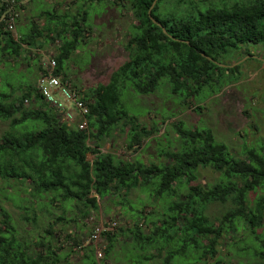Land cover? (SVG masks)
I'll return each instance as SVG.
<instances>
[{
	"label": "trees",
	"instance_id": "obj_1",
	"mask_svg": "<svg viewBox=\"0 0 264 264\" xmlns=\"http://www.w3.org/2000/svg\"><path fill=\"white\" fill-rule=\"evenodd\" d=\"M15 1L18 12L22 0ZM102 1L89 0L88 5ZM161 1L129 0L136 24L131 25L124 46L128 59L111 73L106 85L85 90L71 83L62 63L87 32L88 9L76 2V15L41 11L43 27L30 19L19 27L18 12L12 32L2 18L5 8L0 9V63L25 57L48 40H59L58 54L52 56L54 74L70 84L87 109L86 129L78 127L83 121L80 116L70 124L63 121L37 90L41 65L35 84L25 80L19 96L13 97L12 85L0 74V121H9L11 128L0 138V180L29 182L32 197H46L49 205L59 203L63 212L80 205L84 216L98 211L96 197L103 201L138 188L149 191V199L163 202L147 231L138 223L118 235L102 231L103 258L95 260L90 248L87 264H264V143L244 149L240 159L210 129L171 123L177 146L170 150L167 140L166 151H158L165 163L146 166L100 150L117 130L128 128L129 150L158 132L142 126L128 112L121 101L123 92L148 96L164 80L162 88L166 86L179 101H203L239 82L242 63L260 61L248 52L242 58H249L232 68L228 65L242 58L224 60L243 46L264 44V0H219L217 7L203 11L197 8L203 0H177L179 6L189 3L190 13L165 17L158 14ZM208 168L218 178L203 187L198 174ZM249 192L254 194L252 200ZM211 205L229 207L214 217L209 213ZM29 214L25 213L24 221L36 225L37 215ZM0 216V264H59L64 259L52 245L56 238L52 225L45 230L47 236L33 245L1 206ZM57 221L64 218L59 216ZM223 248L224 257L218 255Z\"/></svg>",
	"mask_w": 264,
	"mask_h": 264
},
{
	"label": "rangeland",
	"instance_id": "obj_2",
	"mask_svg": "<svg viewBox=\"0 0 264 264\" xmlns=\"http://www.w3.org/2000/svg\"><path fill=\"white\" fill-rule=\"evenodd\" d=\"M76 2L78 6L82 4L83 9H88L89 25L80 44L62 65L71 83L85 90L106 85L111 73L128 59L124 46L129 38L131 25L136 24L129 0H103L100 3L90 2V5L89 0H22L18 9V26H26L30 19L37 26L43 27L45 20L38 17L41 11L76 15ZM218 2L221 4L219 0H203L197 8L203 11L209 7H217ZM187 4L179 6L177 0H162L158 14L161 17L188 14L192 7ZM60 46L59 40H48L41 48L29 51L14 63H0V74L12 85L13 97L19 96L25 89V80L35 84L33 80L39 75L38 66L46 65L52 56L58 54ZM247 52L260 61L247 60L242 63L239 82L203 101L192 98L185 102L179 101L166 86L162 88L164 80L160 81L156 92L148 96L137 95L132 91L123 92L121 101L128 112L136 116L142 126L153 127L158 132L150 139L143 140L139 147L129 150L126 137L128 128H124V131L117 130L100 148L101 152H110L146 166L165 163L166 159L159 157L158 151H166L167 140L172 147L170 150H174L177 146V134L171 123H181L192 130L210 129L216 140L228 147L232 156L243 159L244 149L257 148L259 143H264V44L243 46L238 53L224 60L232 62L242 58ZM8 131H11L9 121H0V138ZM87 158L91 160L93 156L88 154ZM217 178L218 174L212 169H203L199 171L198 183L206 187L213 185ZM253 198V192H249V199ZM96 199L99 209L88 216L82 214L80 205H72L71 209L66 208L63 212L59 203L49 205L46 197H32L29 182L0 180V206L11 217L12 224L25 240L33 241L34 245L40 236H47L45 230L52 225L56 237L52 240V245L55 249L58 248L57 253L64 258H61L59 264H87L86 255H90V248H94L92 255L97 260L96 250H102L106 240L100 234L96 243L91 242L90 237L94 231H111L118 235L121 234L120 230L132 228L134 223L147 231L148 222L158 218L163 205L160 200L149 199V191L142 188L132 190L128 195L111 196L103 201L98 197ZM227 207L229 205H211L209 213L220 217ZM28 211L31 213L29 217H32V212L37 215L36 225L24 221L23 217ZM59 216L64 221L58 222ZM225 254L226 250L223 248L218 255L224 257ZM149 264L160 262L153 261Z\"/></svg>",
	"mask_w": 264,
	"mask_h": 264
},
{
	"label": "built area",
	"instance_id": "obj_3",
	"mask_svg": "<svg viewBox=\"0 0 264 264\" xmlns=\"http://www.w3.org/2000/svg\"><path fill=\"white\" fill-rule=\"evenodd\" d=\"M18 6L15 0H0V9L5 8L2 18L6 19V28L11 32L14 30V20L18 17V12L14 9ZM42 66V65H41ZM56 63L53 59L46 62L42 66L43 73L37 83V90L45 101L54 107L63 121L69 124L80 116L83 120L87 113L85 105L78 99L75 90L70 84L62 82L59 77L54 74ZM27 104V102H25ZM79 129H86V122L80 121ZM100 236V230H96L90 237L91 242H97ZM103 250V249H102ZM102 250H96V258L100 261L103 258Z\"/></svg>",
	"mask_w": 264,
	"mask_h": 264
},
{
	"label": "water",
	"instance_id": "obj_4",
	"mask_svg": "<svg viewBox=\"0 0 264 264\" xmlns=\"http://www.w3.org/2000/svg\"><path fill=\"white\" fill-rule=\"evenodd\" d=\"M154 3H155V2H154ZM154 3H153V4H154ZM149 14H150V11H149ZM151 20H152L154 23H156L152 18H151ZM157 25L161 27L160 24L157 23ZM162 30L164 31L163 28H162ZM247 58H249V56H245L244 58H242L241 60L237 61L236 63H234V64H232V65H228V67L232 68V67L238 65L239 63L245 61ZM253 58H256V57H253ZM217 64H218L219 66H222V67H227L226 65H223V64H220V63H217Z\"/></svg>",
	"mask_w": 264,
	"mask_h": 264
}]
</instances>
